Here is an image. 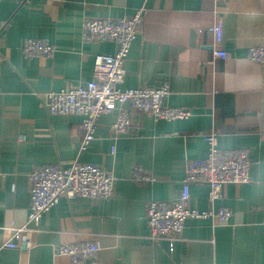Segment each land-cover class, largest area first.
<instances>
[{
    "label": "crops",
    "instance_id": "crops-1",
    "mask_svg": "<svg viewBox=\"0 0 264 264\" xmlns=\"http://www.w3.org/2000/svg\"><path fill=\"white\" fill-rule=\"evenodd\" d=\"M138 10L143 24L121 88L168 84L167 105L192 114L167 121L134 113L132 130L116 136L118 108L99 118L82 149V118L49 115L42 96L90 81L95 57L114 54L111 42L84 43L87 19ZM219 21L225 60L213 57L209 28ZM0 22V264H73L57 248L91 235L100 251L87 264H264V63L247 60L250 47H264V0H0ZM33 38L47 40L55 55L25 57L23 44ZM211 132L220 150L245 149L252 158L251 182L226 186L214 204L231 210L229 224L190 219L174 246L149 240V202L180 196L185 163L207 156ZM74 161L114 176L113 199L62 198L29 224L33 169ZM137 168L155 180L137 182ZM208 192L191 186V207L211 209ZM26 225L36 230L26 242L2 248L3 228Z\"/></svg>",
    "mask_w": 264,
    "mask_h": 264
},
{
    "label": "built area",
    "instance_id": "built-area-1",
    "mask_svg": "<svg viewBox=\"0 0 264 264\" xmlns=\"http://www.w3.org/2000/svg\"><path fill=\"white\" fill-rule=\"evenodd\" d=\"M144 10L124 18H90L82 27L84 43L111 42L116 49L112 55H98L94 60L92 79L78 83L58 92H48L42 96V104L49 115L80 116L84 138L82 149L95 139L97 123L102 115L119 113L113 124L116 136L126 134L134 127V113L149 114L155 120H185L191 111L173 108L166 101L172 92L168 84L158 87L142 86L122 89L126 71L124 62L129 55L132 43L140 33ZM4 24L0 22V35ZM214 35V59H227V53L220 48L224 41L223 24L217 22L209 28ZM22 52L25 57L52 58L56 48L44 39H28ZM247 60L264 63V47L252 46ZM129 106V109L123 108ZM24 141V137L19 138ZM208 154L205 158L187 160L185 179L180 196L173 201H151L147 206V238L153 242L168 241L170 246L182 239L188 220H211L214 226L228 225L232 212L227 207L214 208L221 200L223 190L228 185H241L251 182V153L245 149L220 150L218 135H206ZM114 153V149L112 150ZM134 178L139 183L155 180L142 168H137ZM115 178L101 166L74 161L69 167L61 165L37 166L30 174L31 208L28 223L36 224L41 217L53 208L62 198L73 200H112L115 194ZM209 188L208 201L213 206L206 211L191 207V186ZM36 230L28 225L21 228H3L2 248H16ZM100 247L95 236L83 238L76 244L59 246L57 253L68 256L73 264H87L96 261Z\"/></svg>",
    "mask_w": 264,
    "mask_h": 264
}]
</instances>
